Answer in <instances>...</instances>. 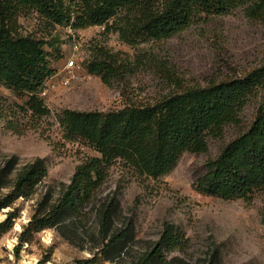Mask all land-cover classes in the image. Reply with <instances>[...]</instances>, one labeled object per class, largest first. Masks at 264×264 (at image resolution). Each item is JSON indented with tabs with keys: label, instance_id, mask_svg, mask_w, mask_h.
<instances>
[{
	"label": "trees",
	"instance_id": "obj_1",
	"mask_svg": "<svg viewBox=\"0 0 264 264\" xmlns=\"http://www.w3.org/2000/svg\"><path fill=\"white\" fill-rule=\"evenodd\" d=\"M242 7L247 17L264 21V0H0V83L27 94L24 105H15L23 114L38 119L51 114L40 96L46 79L54 73L45 49L48 43L20 33L22 11L33 10L52 25L76 29L103 25L106 32L119 31L124 41L132 43L141 37L167 39L203 14L225 15ZM122 10L124 21L117 27L110 25ZM87 69L110 85L122 79L127 67L117 53L102 49ZM259 93L249 128L210 159L196 181L202 194L247 199L264 188V65L243 76L170 94L154 104H131L109 113L65 109L57 116L63 137L79 139L100 156L83 160L70 182L60 183L58 191H45L35 204L27 232L54 228L72 243L86 240L91 256L75 264H192L173 255L186 250L190 241L174 223H164L157 239L137 238L134 218L123 217L119 199L98 194L118 159L140 175L157 178L168 174L184 152L207 151V135H220L225 125L236 123L242 109ZM11 107L0 108V118L6 120L7 129L23 135L26 128ZM47 175L41 157L22 167L16 156L7 158L0 165V189L9 192L0 197V210L19 197L31 198ZM14 217L9 212L0 224L3 231L12 226ZM48 260L45 257L39 264ZM216 260L213 254L208 264Z\"/></svg>",
	"mask_w": 264,
	"mask_h": 264
},
{
	"label": "rangeland",
	"instance_id": "obj_2",
	"mask_svg": "<svg viewBox=\"0 0 264 264\" xmlns=\"http://www.w3.org/2000/svg\"><path fill=\"white\" fill-rule=\"evenodd\" d=\"M124 14L120 11L110 25L119 26ZM18 25L21 34L47 41L54 81L66 80L65 64L72 59L82 65L83 78L58 84L43 98L51 114L40 119L23 114L15 106L25 104L26 93L0 83V108L11 104L18 123L26 128L18 135L0 118V165L11 156L17 157L18 167L41 157L48 173L31 198L19 197L12 206L0 210V224L9 212L15 216L10 228L3 231L0 227V264H39L45 257L49 258L45 264H75L91 256L89 242L72 243L54 228L27 232L35 204L45 191H58L60 183L70 182L83 160L100 156L79 139L63 137L59 113L65 109L109 113L131 104H154L170 94L243 76L264 65V21L247 17L243 7L225 15L203 14L167 39L141 37L132 43L124 41L119 31L106 32L103 25L83 29L52 25L33 10L22 11ZM102 49L117 53L127 67L122 79L110 85L87 69V63ZM260 95L249 100L236 123L225 125L220 135H207V151L184 152L166 175H140L118 159L98 195L119 199L123 217L134 218L137 238L157 239L164 223H174L190 241L186 250L173 255L192 264H208L213 254L216 264H264V188L247 199H224L196 189L207 162L249 128ZM8 192V188L0 189V197Z\"/></svg>",
	"mask_w": 264,
	"mask_h": 264
},
{
	"label": "built area",
	"instance_id": "obj_3",
	"mask_svg": "<svg viewBox=\"0 0 264 264\" xmlns=\"http://www.w3.org/2000/svg\"><path fill=\"white\" fill-rule=\"evenodd\" d=\"M82 65L76 61L75 59L68 60L65 64V69L64 73H66L67 77L65 78L66 80L64 81L63 79L60 81L57 78V81H54V75L49 76L45 83L42 91L40 92V96L42 98H45L49 95V93L56 88L58 84L62 83H70L72 81H79L83 78V72H82ZM60 75V74H59ZM58 77V76H57Z\"/></svg>",
	"mask_w": 264,
	"mask_h": 264
}]
</instances>
